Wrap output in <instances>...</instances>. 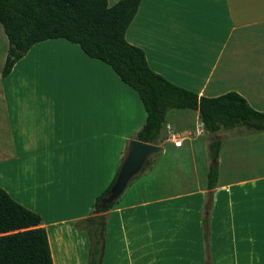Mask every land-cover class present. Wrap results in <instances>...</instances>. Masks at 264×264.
Wrapping results in <instances>:
<instances>
[{
  "label": "crops",
  "instance_id": "0c3cea01",
  "mask_svg": "<svg viewBox=\"0 0 264 264\" xmlns=\"http://www.w3.org/2000/svg\"><path fill=\"white\" fill-rule=\"evenodd\" d=\"M126 39L170 82L199 97L234 91L264 113V0H142ZM9 47L2 26L0 187L40 215L54 264L86 261L92 241L79 225L93 217L147 111L111 66L78 44L39 42L4 77ZM215 141L222 143L216 161ZM154 144L161 151L103 214L102 264L260 259L264 131L242 125L210 133L199 110H170ZM213 162L218 178L209 189Z\"/></svg>",
  "mask_w": 264,
  "mask_h": 264
},
{
  "label": "trees",
  "instance_id": "16d2710c",
  "mask_svg": "<svg viewBox=\"0 0 264 264\" xmlns=\"http://www.w3.org/2000/svg\"><path fill=\"white\" fill-rule=\"evenodd\" d=\"M141 2L120 0L109 7L108 0H0V23L10 45L4 77L33 45L66 39L78 44L90 58L111 66L121 80L138 93L147 111L146 123L136 135L139 141L154 144L170 110H199L204 128L210 133L242 125L264 131V113L253 108L239 93L199 97L196 92L170 82L150 68L145 52L126 39ZM221 145V141L211 145L214 161L218 159ZM116 178L97 197L93 217L79 225L89 232L92 241L89 264H102L106 230L103 214L112 209L117 200L105 207L101 206V201ZM217 178L218 167L213 162L207 175L209 189L214 187ZM210 205L209 198L205 224ZM41 224L39 214L23 207L0 187V264H54L47 230Z\"/></svg>",
  "mask_w": 264,
  "mask_h": 264
},
{
  "label": "water",
  "instance_id": "95a60500",
  "mask_svg": "<svg viewBox=\"0 0 264 264\" xmlns=\"http://www.w3.org/2000/svg\"><path fill=\"white\" fill-rule=\"evenodd\" d=\"M160 151L161 148L155 144L131 139L116 181L107 196L102 199L101 206L105 207L117 200L126 190L132 179L144 168L146 162Z\"/></svg>",
  "mask_w": 264,
  "mask_h": 264
},
{
  "label": "rangeland",
  "instance_id": "374dc122",
  "mask_svg": "<svg viewBox=\"0 0 264 264\" xmlns=\"http://www.w3.org/2000/svg\"><path fill=\"white\" fill-rule=\"evenodd\" d=\"M0 27H2L1 25H0ZM176 112H170V116H172V115H174ZM84 231H87V230H84ZM85 236H86V238H90V234H89V232L87 231L86 232V234H84ZM226 241V240H225ZM224 241V242H225ZM221 242H222V240H221ZM219 244H221V243H219ZM223 246V245H222ZM210 250H211V247H210ZM218 254H216V256H217ZM259 258L260 259H258L257 258V254H255V259H237V260H229V261H221L220 263L221 264H225V262H229V264H264V252L262 251V253H260L259 254ZM68 263L69 264H89V257L87 256L86 257V261H81L80 263H79V261L78 260H76L74 257L73 258H71L69 261H68Z\"/></svg>",
  "mask_w": 264,
  "mask_h": 264
},
{
  "label": "built area",
  "instance_id": "2783aa9c",
  "mask_svg": "<svg viewBox=\"0 0 264 264\" xmlns=\"http://www.w3.org/2000/svg\"><path fill=\"white\" fill-rule=\"evenodd\" d=\"M174 144H175L176 147H182L183 146V139H181V138L177 139V140L175 139Z\"/></svg>",
  "mask_w": 264,
  "mask_h": 264
}]
</instances>
